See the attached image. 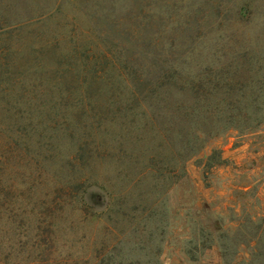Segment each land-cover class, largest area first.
Wrapping results in <instances>:
<instances>
[{"label":"rangeland","instance_id":"rangeland-1","mask_svg":"<svg viewBox=\"0 0 264 264\" xmlns=\"http://www.w3.org/2000/svg\"><path fill=\"white\" fill-rule=\"evenodd\" d=\"M140 7L179 74L153 129L117 111ZM234 39L264 64V0H0V264H264V123L174 111L220 72L264 78L232 76Z\"/></svg>","mask_w":264,"mask_h":264},{"label":"trees","instance_id":"trees-1","mask_svg":"<svg viewBox=\"0 0 264 264\" xmlns=\"http://www.w3.org/2000/svg\"><path fill=\"white\" fill-rule=\"evenodd\" d=\"M133 1L139 5L145 0ZM137 11L138 13L134 15L137 21L127 37L128 42L130 41L135 47L133 53L127 59V63L131 64V66L128 64L131 69L129 71L130 80L124 76V81H127L125 88L131 93V99L121 104L117 111L120 114L119 117L123 118L128 112L134 111L135 108L146 105L152 110L145 111L143 114L151 119L153 129L159 123L160 118L164 117L163 110L167 109V101L172 98V93L166 87L171 85L179 74L177 75L172 70L168 71V68L165 67L169 65L168 60L161 61L160 55L150 59V44L145 39V36L150 34L146 11L142 10L141 7ZM236 15L239 17L237 20L240 23H248L252 18V12L247 7L239 8ZM244 18H246V21L243 20ZM117 32L119 35L123 33L121 30ZM240 46L241 41L234 39L231 45V49L234 52L233 63L230 65L231 70H233L232 76L241 77L245 66H248L249 71L254 70L256 74L263 73L264 75V64L259 63V61L254 63L247 45H242V50L239 51L238 48ZM125 49L127 52L130 50L129 48ZM150 63H153L154 67ZM152 67L155 69L153 70ZM220 73L211 89H204L202 85L198 88L192 87L190 89L182 87L181 91L183 93L191 92L194 100L188 105H177L174 111L186 120L200 119V117H204L208 121L218 119L227 123L229 129L243 127L244 129L253 130L262 126L264 123V102L261 100L264 99V78L252 84L243 81V79L232 77L233 82L230 83L224 73ZM211 96L216 98V102L213 105L203 102V100H207ZM132 116V121H136L137 117L135 116L137 115L133 112ZM195 137L198 140L202 138L198 133ZM183 148L186 150L190 148L189 151L192 157L202 149V144L192 147L188 140ZM216 153L214 152V154Z\"/></svg>","mask_w":264,"mask_h":264}]
</instances>
